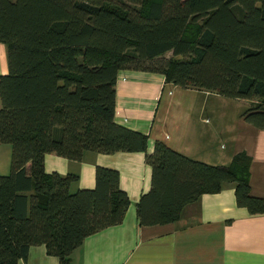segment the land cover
Instances as JSON below:
<instances>
[{"label":"trees","instance_id":"trees-1","mask_svg":"<svg viewBox=\"0 0 264 264\" xmlns=\"http://www.w3.org/2000/svg\"><path fill=\"white\" fill-rule=\"evenodd\" d=\"M0 264L43 244L69 264L83 238L121 222L130 203L119 171L96 165L92 187L77 172L46 171L48 152L143 151L150 186L135 202L140 225L179 218L205 192L233 186L237 205L264 212L250 192V155L211 164L114 119L120 69L160 72L175 85L246 98L243 118L264 129V0H0ZM170 51L167 55L166 52Z\"/></svg>","mask_w":264,"mask_h":264},{"label":"crops","instance_id":"crops-1","mask_svg":"<svg viewBox=\"0 0 264 264\" xmlns=\"http://www.w3.org/2000/svg\"><path fill=\"white\" fill-rule=\"evenodd\" d=\"M7 71L6 45L0 42V74ZM249 104L246 98L175 85L160 72L124 68L115 82L114 119L146 133L149 151L158 139L211 164H228L235 153L247 152L250 192L264 197V129L241 115ZM10 153V144L0 142V173L9 171ZM43 164L48 172H77L74 188L94 185L97 164L114 167L130 199L121 222L86 235L69 264H264V212L237 205L230 184L186 203L172 222L140 225L135 202L151 180L143 151L86 150L79 160L48 152ZM17 264L59 260L35 244Z\"/></svg>","mask_w":264,"mask_h":264},{"label":"rangeland","instance_id":"rangeland-1","mask_svg":"<svg viewBox=\"0 0 264 264\" xmlns=\"http://www.w3.org/2000/svg\"><path fill=\"white\" fill-rule=\"evenodd\" d=\"M166 54L169 55L170 54V51H167Z\"/></svg>","mask_w":264,"mask_h":264}]
</instances>
